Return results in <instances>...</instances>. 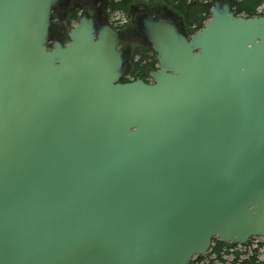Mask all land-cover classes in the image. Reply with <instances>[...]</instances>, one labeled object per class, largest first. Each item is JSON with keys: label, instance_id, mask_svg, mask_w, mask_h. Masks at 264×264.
<instances>
[{"label": "water", "instance_id": "water-1", "mask_svg": "<svg viewBox=\"0 0 264 264\" xmlns=\"http://www.w3.org/2000/svg\"><path fill=\"white\" fill-rule=\"evenodd\" d=\"M61 0H0V264H189L264 238V14L216 1L190 36L144 14L156 69Z\"/></svg>", "mask_w": 264, "mask_h": 264}, {"label": "trees", "instance_id": "trees-1", "mask_svg": "<svg viewBox=\"0 0 264 264\" xmlns=\"http://www.w3.org/2000/svg\"><path fill=\"white\" fill-rule=\"evenodd\" d=\"M68 1L69 0H62L61 6L57 7V9L51 13L50 34L52 33L53 38L60 40L62 43L68 41L67 31L72 28L74 22H76L79 17V8H77L76 2L73 4V0L72 4H69V6L64 9L65 3ZM81 1L89 5L87 10L95 14L101 10L103 15L100 14L104 18L105 15L108 16L113 12L127 14L129 10L136 9L137 6H155L156 15L174 21L179 30L187 36L193 31L200 30L209 20L210 11L215 1L227 3L230 10L237 15L250 17L264 14V11L259 9L264 4V0H148L144 2V5L141 4V0H108L104 7L101 4L94 3L95 0ZM95 4L101 7L97 9ZM89 11L87 12L89 13ZM104 18L101 20H104ZM49 46H51V44ZM149 50L150 49L147 47L146 49L144 48L142 52L135 51L130 57L132 66L130 73L134 78H144L147 76L148 70L155 67L156 61L153 55L149 53ZM250 242L251 241L248 240L243 246L248 245ZM263 245L264 242L259 243L260 247ZM236 246L237 244L220 242L217 238H213L207 253V258L197 256L195 259L191 260L189 264H193L197 261H203L201 264H216V262L221 264H264V250L258 252V248H253L250 254H248V251H244V253L232 251V253L229 254H232L233 258L230 261L224 259L223 254H228V249ZM242 254H244V257L241 259L239 256ZM210 255H213V257H210ZM260 255L262 259L259 258Z\"/></svg>", "mask_w": 264, "mask_h": 264}, {"label": "flooded vegetation", "instance_id": "flooded-vegetation-1", "mask_svg": "<svg viewBox=\"0 0 264 264\" xmlns=\"http://www.w3.org/2000/svg\"><path fill=\"white\" fill-rule=\"evenodd\" d=\"M107 1L108 0H95L96 3L101 4L103 7L107 4ZM147 1L148 0H141V4L144 5V2H147ZM75 2L77 3L76 4L77 8H79L78 9V16L79 17L81 14H85L87 16L92 17L95 21H99L102 23H109L112 27H114L118 31V34H119L118 48L123 50L125 58H126L122 80L130 81V80L137 79L138 77L134 78L133 75L130 73L131 67H132L130 57L132 56V54L135 51H141L142 52L144 48L146 49L148 47L150 49L149 53L151 55H153V58L155 56V53L151 50L150 45H149V43L146 39V36L144 34V31L141 28L139 19H141V16L144 14L156 16L155 6H152V7H148V6H146V7L140 6L139 7V6H137L136 9H131L127 12V14H123V16H122L123 19H121L120 17H117V14H116L119 12H113L114 14L112 13L108 16H105V18H104L102 16L103 14H102L101 10H99L97 12V14L93 13L92 11H90L88 13L87 8L89 7V5L84 4V1H81V0H73V4H75ZM61 4H62V0L60 2L59 6H61ZM69 4H72V0H69L67 3H65L64 9H66L69 6ZM98 4L95 7H97V8L101 7ZM85 12H87L88 14ZM102 18H104V20H101ZM131 36H132V38H135V41H137V43L132 42L131 45L128 44V37H131ZM50 38H51V36H50ZM51 40H52L51 44H53V41L56 40V38L51 39ZM156 67H157V62H155V67L153 69H156ZM149 78L150 77L148 76V72H147V76H145L144 78H141V79L144 80L145 82H150Z\"/></svg>", "mask_w": 264, "mask_h": 264}, {"label": "rangeland", "instance_id": "rangeland-1", "mask_svg": "<svg viewBox=\"0 0 264 264\" xmlns=\"http://www.w3.org/2000/svg\"><path fill=\"white\" fill-rule=\"evenodd\" d=\"M94 3H96V2H94ZM95 5L97 6V4H95ZM259 9L262 10V11H264V4ZM87 11H89V10H87ZM116 14H117V17H120L121 19H123V17H122L123 14L122 13H116ZM50 36H51V39H55V38H53L52 33L50 34ZM132 42L135 43L137 41H135V38H132V36L131 37H128V44L131 45ZM51 43H52V41H51ZM51 46H52V44H51ZM149 80L151 81L150 78H149ZM249 240L251 242L248 245H245V246H243V245H237L236 247H233V248L228 249V251H229L228 254H223V258L226 259L227 261H230L233 258V255L232 254H229V253H232V251H238L240 253H244V251H248V254H250L251 253V250L253 248H258V252H262L264 250V245L261 246V247L259 246V243L264 242V238L254 237V238L249 239ZM210 257H213V255H210ZM239 257L242 259L244 257V254L240 255ZM259 258L262 259V256L260 255ZM193 259H195V257ZM202 262L203 261H197V262H194L193 264H201ZM216 264H221V263H217L216 262Z\"/></svg>", "mask_w": 264, "mask_h": 264}]
</instances>
